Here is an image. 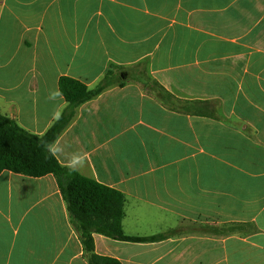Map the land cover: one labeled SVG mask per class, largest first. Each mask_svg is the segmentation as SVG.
I'll return each instance as SVG.
<instances>
[{
    "label": "crops",
    "instance_id": "0c3cea01",
    "mask_svg": "<svg viewBox=\"0 0 264 264\" xmlns=\"http://www.w3.org/2000/svg\"><path fill=\"white\" fill-rule=\"evenodd\" d=\"M123 195L121 264H264V0H0V113ZM0 264H88L55 177L0 172Z\"/></svg>",
    "mask_w": 264,
    "mask_h": 264
},
{
    "label": "trees",
    "instance_id": "16d2710c",
    "mask_svg": "<svg viewBox=\"0 0 264 264\" xmlns=\"http://www.w3.org/2000/svg\"><path fill=\"white\" fill-rule=\"evenodd\" d=\"M113 78L120 76L113 72L111 66L92 88L78 79L60 76L58 89L66 105L41 134L27 131L15 119L0 113V172L6 169L32 177L45 174L55 177L88 264H121L113 257L94 252L93 232L129 241H154L163 237V234L126 235L121 225L123 195L68 166L61 165L50 149L73 118L75 108L111 85Z\"/></svg>",
    "mask_w": 264,
    "mask_h": 264
}]
</instances>
